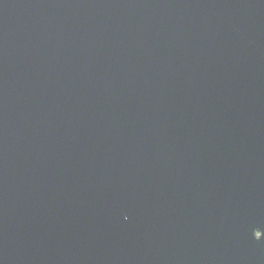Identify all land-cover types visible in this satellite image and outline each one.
<instances>
[{
    "label": "water",
    "instance_id": "1",
    "mask_svg": "<svg viewBox=\"0 0 264 264\" xmlns=\"http://www.w3.org/2000/svg\"><path fill=\"white\" fill-rule=\"evenodd\" d=\"M257 228L264 0H0V264H264Z\"/></svg>",
    "mask_w": 264,
    "mask_h": 264
},
{
    "label": "snow or ice",
    "instance_id": "2",
    "mask_svg": "<svg viewBox=\"0 0 264 264\" xmlns=\"http://www.w3.org/2000/svg\"><path fill=\"white\" fill-rule=\"evenodd\" d=\"M257 229H261V228H257ZM262 230V233L260 235V238L259 239H264V229H261ZM256 231V230H255ZM255 237L257 238L256 234H255ZM258 239V238H257ZM258 239V240H259Z\"/></svg>",
    "mask_w": 264,
    "mask_h": 264
}]
</instances>
